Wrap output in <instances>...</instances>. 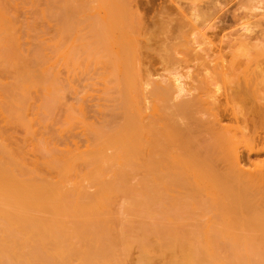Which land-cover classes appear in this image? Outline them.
Wrapping results in <instances>:
<instances>
[{
	"label": "bare ground",
	"instance_id": "6f19581e",
	"mask_svg": "<svg viewBox=\"0 0 264 264\" xmlns=\"http://www.w3.org/2000/svg\"><path fill=\"white\" fill-rule=\"evenodd\" d=\"M2 2L3 1L0 0V56H4V58H6L8 61H9V58L5 56H8V57L12 56L10 58L11 62L9 61V63L10 64L12 63L13 66L8 65V63L6 64L10 67H15L17 65L14 66V64L16 63L13 62L14 59L12 58L14 55L11 53H16V54L19 53L17 54L19 55L18 57L21 56V53H20L22 51V49H20L21 40H20L17 30L15 29L16 23H14L12 19L10 18V16H8L7 14L8 12H6V9L4 5L2 4ZM178 3L179 4H177L173 8L171 7L165 8L163 10V14L166 16L168 20V24L170 23L176 24L179 27L182 25V27H180L181 29H183L185 25H187L188 28L190 25H193V27L196 28V25L199 24V20H200V25L199 26L197 25L199 28L201 24L209 23L208 21L205 22L206 21L205 19L207 18L209 19V17L212 18L214 15H216V13L212 15L213 14L212 12H211L212 14H210L209 13L210 8H205L201 6L200 3L189 4L191 5L190 7L183 5L184 3L182 2L181 3L178 2ZM249 3L256 4V6L254 5L255 11H262L264 9L262 7L264 6V0H249ZM98 5H99L100 15L102 18L101 20L96 19L97 15L95 14L98 13L96 10L97 7L94 8L95 9L93 12L94 14L90 12V14L88 13L89 15L87 17L86 15H83V13L87 14L86 13L87 11H85L86 9L84 7V4L81 3L80 0H69L68 4L64 8L60 9V11L56 14V16H57V20H60L59 23L61 24V29H59L60 30L59 33L61 35V38H63V40L64 38L69 39L72 33L74 32L78 33V26H80V20L82 19V17H85V19L87 20L90 18L91 20L93 19L92 21L88 20L89 22L91 21L90 24L88 23L90 26V29H89L90 35L88 39L89 42L87 43V45L85 44L81 45V47L85 50L86 55L88 57L89 55H91V59H95V61L97 60L96 62L98 63L103 61V59L105 58L104 61L101 63L105 62L104 64L110 69L108 72V76L106 75V77L108 80H112L113 83H111L112 85L108 87V90L117 92V96L112 99L114 102L113 103L114 106H112V108H114L113 113L111 110L112 118L111 120L108 119L109 121L107 120V123L105 125H101L102 127L100 126L95 127L94 125V127L92 128V134H90V137H89V143L87 147L85 149H82L83 151L80 150L81 148L80 149L77 148V152H76L77 154H74L73 156L72 155L62 156L60 154L61 156L58 155L57 157V156H53L54 152L50 153V150L49 151L47 149L45 150V152L48 151L50 154H52V156L49 157L48 155V158L45 159L46 157L45 155L44 161L43 159L41 160L44 165L52 167V169L54 168L57 170V172L60 173L57 180L54 178V180L56 181L50 180V178L54 176L52 177L49 176L48 178V176L44 174V172L46 171L45 167H44L45 171L43 172L45 178L43 177L40 180L37 179L36 178L37 172H35V170L37 171L39 170L36 169L37 167L35 168V165H36V162L38 164V160L33 162L32 165L29 164V162H26L24 159L26 157L24 154L26 150L25 148L23 152L24 158H21L20 160V162L21 161L23 162L20 163L18 161L19 159L18 156L19 157L21 156L18 155L19 154L17 152L18 149L17 151H15L12 148L14 150L13 153L14 152L18 153V154L16 153L17 154V159H16V157H14L15 153L13 154L11 152L12 149L11 150L9 149L11 146L9 145V147H7V145L5 144V143L8 144L10 142V138H8L7 136L6 138L5 133L3 132L4 133L3 137L5 139H8V141L5 143H3L2 141H1L2 143L0 142V264H124L125 263L124 259H122L121 256L115 255V253L121 255L120 254L121 250L118 253L119 249L117 248L122 249L121 246H119L120 244L117 243L118 245H116L115 241L116 240L122 241L121 243L124 244V246H122L124 249L126 244H128L129 242L131 244L132 236L131 237L129 236L130 238L128 239L130 240H128L126 236L130 232L125 233L126 236L123 237L121 235L122 233L121 230L117 231V236H116V232L115 234H113L114 236L111 234V230L114 229L112 227L113 217H115L114 219H116V217L118 218L119 214L123 215L122 214L123 211L115 213L113 209V204H114L113 202L115 201V198L118 197L117 194H119V196H123L124 194V197L126 198L127 196L128 198L129 196L125 194L129 193L130 199L133 198V201H134V202L132 201V204L134 205L137 202H139L137 206L141 204L143 205V208H144V210H142L141 205H139V207L141 208V209L139 208V210H141L139 211L137 208H134V206L131 207L132 206V205L130 206L131 201L130 199L129 200L127 199L128 200L127 202L130 201L129 204H127V206L130 207L129 209L133 208L134 210L136 209V211H134V213L132 211L131 213H128L127 209L124 210L126 211V213L124 212V216L127 215V218L125 217V219H128L127 222H129L128 224H130V228L128 227L129 225L126 224L127 225L126 226L124 223H122V225L123 224L125 225L124 227L121 226L122 230L125 227L126 229H132V230L134 229V224H136L135 222L137 220L136 219H135L136 221L134 219L131 220L132 216L133 218H138L140 215L141 216L140 220L141 219L143 220V217H142L144 215L143 213H147L146 214L147 216L145 215L147 219L148 213L151 212V210L155 212L156 209H157V211L155 212L156 214H154V212L152 213L156 217L152 215L150 218L153 217V222L155 224L156 223H159V224L155 225L152 222H151L152 224H150V221L148 223L146 222L145 224L144 222L142 223V225H148V226L153 225V226L148 227L146 230L142 229L143 232L149 231V234H150L152 231V234L150 235H153V237L155 235V238L159 237L161 239H165V237L168 236L169 232L171 234L173 231L175 232V230L177 229L182 230L185 227L188 228L187 226H189L188 225L189 223L186 222L187 225L184 223L185 219L187 220L189 218L187 217L188 214L184 218L183 216H181V215L185 216L186 213L183 214V212H186L188 209L184 211L182 210L180 211V209L178 210L179 207L177 205H174L175 202L173 203V201H175L176 199L174 200L173 199L174 197L167 198V196H169L171 192L173 193L174 190H176L175 188H177L176 191H178L179 189L183 187L186 188L187 186H190L191 180H194L197 183V185L200 184L198 182L204 183V181L201 180L202 177H201L200 170L195 169V167L197 166L196 162L195 161L192 162V159H191V156L195 153V150L192 149L191 147L192 125H197L198 123L202 121L201 120L202 118L199 117L200 115H197V114H207L208 113L210 117L214 118V122L216 121L217 123L219 122L218 116H222V117L225 116V111L228 112V107L232 106L231 102H233V99L234 101L237 100L239 102L237 103L240 105L242 104L247 105L245 102H247L248 97L250 95L251 96L254 95V94H250L251 91H252L251 93L254 92L253 89L251 90L249 87H245V89L237 92L236 94L229 96L230 98L228 97V99L231 101L227 99V104L225 106V109L223 112H221L220 111L221 105H218L216 101H214L213 104H210V103H206L201 98H197V97H194L188 101H182L176 104H172L173 102L171 100L170 90L168 88H161L160 86H158L156 87L155 95H156L157 100L160 102V104L156 105L150 112L147 111L146 109L142 107L141 90L138 85V71H137V68L135 67L138 62V55H137L136 47L134 44L135 39H134L133 33H134V30L136 29L135 26L138 25L136 23L140 19L136 17L135 15L125 16L122 14H117L114 10L110 8V6H108L105 2H103V0H98ZM87 8H90V7H87ZM203 20L205 21L203 22ZM188 21H191L190 22L191 24ZM201 21L203 23H201ZM195 22H197L196 25H194ZM205 24H203V26ZM213 25L211 24L210 26L212 30L213 29L215 30V28L218 29L217 27L218 24H215L214 26ZM80 31L81 29L79 30V32ZM79 38H82V37H79ZM76 40H77V36L74 42H77ZM114 45L117 46L116 47L117 51L115 50V47H113ZM72 46L75 47V49L72 48ZM72 46L69 47V48H72V49H69V51L71 52L72 50L74 51L73 54H76L78 46H75V45H72ZM59 49L61 51L62 46H60ZM102 51L105 52L104 58L102 55ZM36 54L40 55L41 52H39V54L36 52ZM36 54L34 53L33 55L36 56ZM24 55H22L21 58L24 57ZM71 56L73 57L74 55H71ZM4 58H1L0 61H2V59L4 60ZM14 58L17 59L18 61L17 56ZM65 58L69 59V56L67 57L65 56ZM40 60L42 59L40 58L38 62ZM6 61H4V63L2 61V63H0V66L2 64L4 65ZM19 61H21V59H19ZM26 61L27 63H29L32 60L29 61L25 59V61L23 62H26ZM76 61L77 60L74 59L72 62H74L76 65L78 64ZM23 62L21 63L24 65H21V63L19 62V65L17 67L20 68L21 66L24 67L25 65H28ZM45 64H47V62H45ZM30 65L33 66L32 69L34 68L33 72H32L31 67L25 68V70L24 68L22 69L21 67V69L25 72L28 71L26 75L29 77V74H30L31 79L36 78L32 76L33 75L32 73L35 72L37 68V67L35 68V66L37 65H35V63H30ZM42 65L43 64L41 62V64H38V67ZM47 65H45V67ZM45 67L42 66L41 69L42 68L45 69ZM16 68L15 70H17ZM26 69L28 70L26 71ZM41 69L40 70L38 69V71L36 70L35 72L36 74L34 73V75L38 76L39 71H41ZM3 70H6V68ZM46 70L47 69H45V72ZM14 72H15V76L19 75L17 72L20 73V71H13V73ZM25 72L23 73L25 74ZM47 73L49 74L48 71L46 72V74ZM44 74L45 73H43V75ZM22 75H20V77ZM17 76L15 77V80H14L16 85L15 83H13L14 85L13 84L12 85H13V88L17 86L21 90L22 85L18 81L19 76L18 77ZM52 76L54 75H51L50 77L55 80L56 78ZM45 77L46 76H44V78ZM22 78L20 79V81L22 80L21 83L24 81V79H26L25 75L22 76ZM39 78H41L40 81H42L43 76L41 77L39 76ZM53 79H50L51 81H45L46 83H44L43 82L44 80H43L42 83L44 85L50 84V82H52ZM16 80L18 82H16ZM29 80L26 81V83L28 82L30 83L31 80L30 81ZM33 80L35 79H32L33 84L32 83L29 84L32 86L28 85V87H31L30 90L33 89V86L35 84L37 85L38 83H40L39 80H37V82L35 80L36 83ZM24 83L25 82L22 83L24 85L23 89L27 87L25 86L27 84L26 83L24 84ZM42 83H40V86L42 85L45 91L46 86L44 87ZM55 83L56 84H54V86H58L56 81ZM52 85L53 83L50 84V87ZM40 86L39 84L37 85V87H40ZM28 87L25 88L23 91L24 93L26 91L27 95L29 93L27 91ZM4 89H5V86L3 87V90ZM7 89L8 88H6L5 90ZM16 89H14L15 91H13L12 93L18 91ZM34 89H36V86ZM58 89H62L61 86L58 87ZM11 90H7V91H11ZM20 90L18 91L17 94H19ZM52 90H53V95L56 98L57 97L56 94L58 93V91L55 93L54 89L52 88L50 89V92L48 95H51ZM7 91H3V92H7ZM238 93H240V95H238ZM53 95H51L52 99L56 100L53 97ZM255 95H258L257 92H255ZM0 96H3V94L2 95L0 94ZM25 96L26 95H23V97ZM109 96H111V94H109ZM12 97L10 98L11 100L13 101L16 100V99H13ZM14 97L16 98L15 93H14ZM20 97H22V92L20 93L18 98ZM29 98H26V99H28L29 101ZM59 98L61 97H58L57 99ZM257 99H259V97H257ZM239 100L241 101V103ZM244 100L246 101L244 102ZM30 101H31V98H30ZM17 102L18 100H16V102L14 101V105H16ZM57 102L58 100H56V102L51 100V103L53 104L54 103L56 104ZM229 102L231 103V105ZM21 103H18L17 106L20 107ZM237 103L235 102L233 104V107H235ZM10 104L12 105V103ZM28 104L29 103H27V105ZM47 104L48 103H46L45 105ZM249 104L250 103H248L247 105L248 108H245L243 106L244 109L242 110L240 109V107H237L239 111L231 107L230 112L236 118H238V115H241L243 117H247L248 115H250L249 119L259 117L261 118L262 121H264V100L262 102H256L254 104L251 103V105ZM27 105L26 106L23 105V106L29 107V105L28 106ZM59 105L56 104L55 107ZM9 106L10 105H8V107ZM80 107H83V106H80ZM44 108L42 107V109ZM50 109L51 107L49 108V111ZM82 109L83 108H81V111ZM10 110H13V108H11ZM0 111H1V108H0ZM22 111L24 110L22 109ZM25 111L24 113H28V111L26 112ZM243 111H245L246 113H244ZM72 114L70 115V117H72ZM2 115H5V114H2ZM49 115L52 116L51 114ZM22 116L23 115H21L20 119L22 118ZM26 118L27 117H25L24 120L23 119L20 120L19 118L18 119L22 122L23 121L26 122L25 121ZM28 118H30L29 115H28ZM47 119H50V118H47ZM66 120L68 122V119ZM75 120L76 119L74 117L73 121ZM216 123H214V125H217ZM25 124L23 125L26 126ZM9 125L10 126L13 125V122L12 124H10V121H9ZM19 125L20 124H18V126ZM69 125L66 124V126L68 127ZM244 125H245L244 128H246V130L248 129L252 130L253 128L252 131L250 130L253 138L251 139V143L247 145L246 152H236V149H233V148L232 150H229L230 146L228 143H231L234 139L231 140V138H233L232 136L227 138L225 134H227V132L228 134L231 132L230 135H233L232 129L230 130L229 128H225V127L224 128L227 130L222 129V127L220 128L217 127L218 128L217 129L215 126L214 127L216 129L213 127H210L208 129L213 135H215L214 142L208 146V150L211 153V155L205 158L203 162H198L197 164L201 165L200 168L204 167L205 169L206 168L209 169L208 171L206 170L209 175L208 177H210V181L215 185V188L218 187L217 190L220 192L217 194L216 200L220 202L222 211L210 216L207 219V221L202 224L204 225L202 227V230L205 229V231H203L204 234L201 233L203 234L202 236L199 233V237L197 235L200 245H199V242H197V239L194 235L192 236V238H190L189 235L187 237L186 232H182V233H185L184 236H186V238L184 236L183 237L181 236L182 238H180V236L178 237L174 236V235H179L177 233L179 231H177L176 233H173L174 234L173 238L168 237L170 238V240L167 238L166 239L167 241L166 240L162 241L164 243H160L158 241L160 243V244L157 243L158 245L161 246L162 244L163 248L165 246L166 249H163L161 247L165 254H167L165 250L166 251L170 250L171 252L176 253L174 254V256L177 254L179 256V259L170 260L167 262V264H264V196L260 200H257L255 205H253L248 211L238 206L240 204V201H239L238 203H235L234 205L235 207H231V210H230L232 211L231 214H228V213L226 214L223 212V209L225 206L224 198L227 196L228 187L232 185L239 187L241 184L248 183L252 180L264 181V167L263 166H262L263 169L262 167L261 168L258 167L257 170L253 173L250 171L247 172L244 169L239 168L240 164L243 161L246 163H253L254 162L253 158L255 156H260L261 153L264 152V133L260 134L259 131L256 132L257 129L254 123L252 122V120H251V123H249L248 120L245 121ZM29 126L27 127L29 128ZM22 128H25V127H22ZM34 128L35 127H33L32 129ZM63 129H65V127ZM34 131L35 130H33V132ZM33 132H32V136L33 134H35ZM0 138H1V135H0ZM5 139L3 141H6ZM34 146H33V149H34ZM36 146H37V143H36ZM44 149H45V145H44ZM44 149L42 148V150ZM228 153L229 154L232 153L231 156L235 155L233 156V158H234V161L238 163L237 165L238 169H235V168L233 169L232 167L230 172L225 173L224 170H227V169L230 170V166H228V164L231 160V156H228L229 155ZM24 163H27L29 165L27 164L25 165ZM79 165L85 168L84 174L86 175L89 182L88 180H85V178L84 180L83 179L82 180L85 182H88L92 188L87 187L89 186L88 183H84V182L82 183V180H79L78 175H77L78 176L77 181L76 179L74 180L72 179L73 176L70 175L71 171H74V174L76 173V171H79L77 173H80V175H83V173L81 174V170H80L82 167H80ZM78 167H80L79 170H77ZM137 170L139 171V173H141L140 171H143L145 173L141 175L142 176L141 178H143L144 180H148L147 183L148 182L152 183L151 182L152 180L153 185L155 184L154 188H153V185L151 186L150 184H148L151 186V189L153 188V194L155 193L154 198L156 196L158 198V199L156 198L157 200L155 199V201L159 200V203L160 202L163 203V200H164V205H166L167 202L165 201H168V199L170 198L169 202H172L173 204L171 207L175 206L174 209L176 210V212L177 210L178 212L180 211L177 214L180 215L181 213L180 216L184 220H181L180 216H178L177 214H175L176 215L175 216L174 215L175 211L171 207H170L171 209L170 208L169 209L172 210L173 214H171V211L169 213L168 212L169 210H167L168 204L166 205V207H164V205L160 203V206H161L160 208L159 205H157L158 202L154 204L155 203V201L153 202L154 199L152 200V203L151 201L148 202L149 200L148 197L151 196L150 198L152 199L153 194L151 195L152 192L150 191L151 190L150 186H148L144 181H143V184L145 183V185L143 184L142 185L145 189L148 186L146 189L147 193L146 191H144V188L141 187L142 179H139L141 180V183L138 182V184L140 183L139 185L136 183L133 186L131 185V183H129V181L135 177V174L139 175L136 172L135 174L133 173V171H137ZM41 171H43L42 168H41ZM82 171H83V168H82ZM51 174L52 172L50 173V175ZM53 175H56V174L54 173ZM191 175H193V178H191ZM69 176H71L70 178L74 182L70 181ZM55 177H57V175ZM126 183H128L130 187L133 188L132 190L136 188L135 189L136 192L131 191L130 187H129L130 189L128 187L125 189L122 188L121 190L119 189L118 187L119 185L120 186L125 185ZM84 184H86V186ZM128 184L127 186H129ZM138 186L141 190H139V192L137 193ZM87 188H91V189L94 188L93 189L94 192L88 191ZM123 189L124 191L122 192V195H121V191ZM125 190L127 192H125ZM166 191H168V193L170 192L169 195L168 193L165 195L167 199L164 196ZM131 192L133 194H131ZM141 192L143 195L141 194ZM111 193L113 194L115 193L114 195L116 196H114ZM134 193H136L137 195L136 194L134 195ZM139 193L141 194L142 199L144 196H147V197H144L145 198L144 200H146L147 198L148 203L146 201L140 203L141 198H140ZM110 194L114 196V197L112 196L111 198L112 200L110 199ZM147 194L148 195L150 194V195L148 196ZM134 196L136 199L138 198L139 201L135 200ZM187 199L185 203L187 202V204H189ZM182 200L184 201L183 198ZM182 200L180 201L182 202ZM145 202L147 203L146 205H145ZM181 202H176V204L179 203L180 204L179 206H181L182 208L187 206L185 205L184 202H182L183 204H181ZM199 203L202 205V208L203 206H206L203 202L201 203V201ZM149 204L150 206L151 204L156 205V206H154L155 208L151 206L152 207L151 208ZM147 205L150 207V211L148 209L149 207L146 208ZM108 206H109V209L112 208L113 211L112 209L111 211H108ZM157 207L159 208V210ZM160 210L163 211L161 212L162 216L159 214L158 216L159 217L164 216L162 218L163 220L165 218V221H166V218L167 217L170 218L171 216L172 221L176 220V223L178 222L176 225L175 222L170 221V219L168 218L169 221L167 219L166 225L172 226L174 224L173 226L177 229H173V226L166 227V226L160 225V224L165 225V222L162 221L161 218L160 219L162 223L157 222L159 219V217L157 216V213L158 212L160 213ZM137 211H139L138 214L136 213L138 217L135 214V212ZM129 214H131L130 215L131 218H129L130 217ZM133 214H135L136 217H134ZM166 214H167V217H165ZM168 214H171V215H168ZM150 215L151 214H149V216ZM172 216H174L175 220ZM177 217H179V220ZM130 220L132 222L134 221V223L132 224L133 228H131L132 225L130 223L131 222ZM168 222L169 223L171 222V224H169ZM118 223H119V220H118ZM137 223H138L137 225L141 224L140 221H137ZM196 223L200 224L199 221ZM181 224L186 225V226L181 228L180 227ZM115 225L117 226L118 224L115 223ZM196 226H197V229L201 228L200 227L201 224L200 225L197 224ZM119 227L117 226L115 227V229L117 228L119 229ZM135 227H136L135 228L136 230L138 226L135 225ZM155 229L156 230L158 229L157 230L158 233L157 232L156 233L157 235H160V236L156 237ZM166 230L168 231L167 234H165ZM169 230H172V231H169ZM146 236H148V234ZM138 237H137V240L140 239V235ZM134 238L136 239V236ZM126 240H128L129 242ZM133 240L134 239L132 238V241ZM143 240H145V237L142 238V240L140 241L143 242ZM143 243H146L147 246L148 244L149 245L151 244L149 240L148 242L146 240V242H143ZM130 244L129 246H126L127 251L129 250ZM151 245L152 246L150 248L152 249L154 248L153 245L156 246L155 244H151ZM115 246H117V248H115ZM137 246H140L139 248H141V246L145 247V244H140ZM123 249L122 251L125 250ZM157 249H159V247L156 248V250ZM146 250H148V248H146ZM151 251L149 250L148 252H151ZM125 252L122 254H125ZM163 252L162 254L160 253V255H164ZM173 253H170V255H173ZM168 255L169 254L166 255V258H168ZM128 256L129 255L127 254L126 257ZM145 256L149 259L148 254H146ZM146 263L148 264V260H146ZM154 263L155 262H153V264Z\"/></svg>",
	"mask_w": 264,
	"mask_h": 264
},
{
	"label": "rangeland",
	"instance_id": "374dc122",
	"mask_svg": "<svg viewBox=\"0 0 264 264\" xmlns=\"http://www.w3.org/2000/svg\"><path fill=\"white\" fill-rule=\"evenodd\" d=\"M1 1H3L2 4L4 5L6 12H8L7 13L8 16H10L12 21L14 23H16L15 29L17 30L18 35H19L20 40H21V43H20L21 48L20 49H22V51H23V52L22 51L20 52L21 56L26 54V55H24L25 59L29 60V61L32 60L29 63H27V61L23 62V61H25V59H24V57L21 58V56L18 57L19 55H17V54H19V53H17V54L11 53L14 55L12 59H14L15 61L13 60V62L16 63V64H14V66L15 65L18 66L19 62L20 63L23 62V63H26L28 65H25L24 67L21 66L22 69L24 68V70H25V68H30V67L32 69L34 64H33V66H31L30 63H35V65H37V66H35V68L37 67L36 70L38 71V69L40 70L42 66L45 67V65L48 64L45 67V69H47L46 72L48 71L50 76L54 75L52 77H55L56 79L54 80L53 78H51L49 76L48 73L46 74L44 68H42L41 71H39L38 76L34 75L36 70L34 73H32L33 69H34L33 68L32 72H31L33 74L32 76L36 77L38 79H36V78H32V79H35L36 82H37V80H39L40 83H42L43 80H44L43 82L46 83L45 81H51L50 79H53V81L50 82V84L53 83V85L50 87V84L44 85L42 83L44 85V87L46 86V89L44 91L43 86L42 85L40 86V83H38L41 88L37 87L38 84L36 85L35 80H33L35 82L33 89L35 88V86H36V89L30 90L31 87H28V85L31 83L33 84V82H32V79L30 78L31 77L30 74L28 73L29 77L26 75V73L28 72L27 71L28 69H26L27 72H25L21 69V67L20 68H18L17 66L10 67V66H13L12 63H11L12 65L9 63L10 58L12 56H9V57L5 56V57L9 58V61L6 58H4V56H0V59L4 58V60L2 59L3 63H4V61L7 60L5 62V64L8 63V65H10V66H8L7 64L6 65L2 64L3 66L2 65L0 66V69H1L0 70V94L1 95L3 94V96H0V108H1V111H0L1 112L0 113V135H1L0 142L2 141L3 143H5L8 141V139H5L3 137L4 133H5V137L7 136L8 138H10V142L8 144L7 143H5V144L7 145V147H9V145L11 146L9 148L10 150L13 148L15 151H17V149H18L17 152L19 154L17 152H14L15 153L14 154L13 149L11 152L14 154V157H16V159H17V154L21 156V157L18 156L19 162H20L21 158H24V154L26 156L24 158L25 161L29 162V164H31V165L33 164V162L38 160V164L36 162V165H35V168L37 167L36 169L39 170V171L35 170V172H37L36 173L37 179L40 180L43 177L45 178V176H44V174H45L48 176V178H49V176L50 177L54 176V177H52L53 179L50 178V180H54V178L57 180L60 173L57 172L56 169H54V168L52 169V167L44 165L41 159H43V161H44L45 155H46V157H45V159H46V158H48V155H49V157L52 156V154H50V153H53V152H54L53 156L58 157V155L59 156H61V155L62 156L63 155H67V156L72 155L73 156L74 154H77L76 153L77 148H79V149L81 148L80 150L83 151L82 149H85L89 143V137H90V134H92V128L94 127V125H95V127H99V126L102 127L101 125H105L107 123V120L108 119L111 120V118H112L111 115L114 111L113 110L114 108H112V106H114L113 105L114 102L112 99L117 96V92L108 90V87H110L112 85L111 83H113V81L108 80L106 77V75L108 76V72L110 70L109 67H107L104 64L105 62L101 63L105 59L104 58L105 52L102 51V55L104 58L103 61L98 63V62H96L97 60L95 61V59H91V55H89V57H88L86 55L85 50L81 47V45H83V44L87 45V43L89 42L88 41L89 35H90L89 24L93 20V19L91 20V18L88 19V20H91L89 22L87 19H85V17H82V19L80 20V26H78V33L77 32H74L75 34L72 33V35L69 39L64 38V40H63V38H61V35L59 33L60 32L59 29H61V24L59 23L60 20H57L56 14L60 11V9L64 8L68 4L69 0H1ZM80 2L84 4V7L86 9L85 11H87L86 12L87 14L83 13V15H86V17H87L90 14V12L93 13L95 10L94 8L97 7L96 10L99 14L97 12H95V13H97V14H95V15H97L96 19L97 20L102 19L101 15H100V11H99L98 0H80ZM103 2H105L108 6H110V8L112 10H114L117 14H122L125 16H127V15L128 16H132V15L134 16L135 15L136 17H138L140 19L139 21H137L136 24H138V25L135 26L136 29L134 30V33H133V36L135 39L134 44H135L136 52L138 55V62H137V65L135 67L137 68V71H138V85H139L140 90H141L142 107L144 109H146L147 111L150 112L156 105L160 104V102L157 100L156 95H155L156 94L155 90H156V87H158V86H160L161 88H168L170 90V96H171V100L173 102L172 104H176V103L182 102V101H188L194 97H197V98H201L203 101H205L206 103H210V104H213L214 101H216L218 103V105H221V109H220L221 112H223L225 109L228 97L233 95V94H236L237 92H239L243 89H245V87H249L251 90L253 89V91H254L253 93H251L252 91L250 92V94H254V95H252V96L250 95L251 97L250 96L248 97L249 100L247 99V102H245L246 100H244V102L247 105H248V103H250L249 105H251V103L254 104L256 102H262L264 100V74H263L264 73V9L262 11H255L254 5L256 6V4L249 3V0H103ZM178 2H180V3L182 2V3H184L183 5L188 6V7L191 6V5H189V4H191L190 2H198L201 4V6H203L205 8H210V12H209L210 14L213 13L212 15H214L216 13V15H214L215 17L213 16L212 18L209 17V19L206 17L208 19V20L205 19L206 21L203 20V22L204 21L209 22V23H206L207 25L201 21V23H203L205 25L203 26V24H201V26L198 28V26L200 25V20H199V24H197V22H195V24H194V25H196V24L198 25V26L196 25V28L193 27V25H190L192 27L189 26V28L187 27V25H185V27H183V29H181L180 27H182V25L179 27L176 24H172V23L168 24V20H167L166 16L163 14V10L165 8H167V7L173 8L177 4H179ZM87 7H90V8H87ZM262 7L264 8V6H262ZM14 18H15V20H14ZM217 18H218V20H217ZM219 19H221V20H219ZM82 20H84V21H82ZM84 22H86V23H84ZM188 22L190 23L191 21H188ZM82 24L85 26V28ZM211 24L212 25L218 24L217 25L218 29L215 28V30L214 29L212 30L210 27ZM83 28H84V30H83ZM80 29H81V31L79 32ZM77 34H79V35H77ZM76 36H77V40H76L77 42H74ZM79 37H82L83 39L79 38ZM81 40L82 41L85 40V41L82 42ZM60 44H62V45H60ZM59 45L62 46L61 51L59 49V47H60ZM72 45L78 46L76 54H73L74 51H72V50H71L72 54L69 51V49H72V48L75 49V47H73ZM71 46H72V48H69ZM113 47H115V50L117 51V48H116L117 46L114 45ZM57 49H58V51H57ZM38 51L41 52V54H40L41 57H40V55L36 54V52L39 54ZM34 53L36 54V56L33 55ZM67 54H69V55H67ZM71 55H74L75 58H74V56L72 57ZM16 56L18 58V61H17V59L14 58ZM29 56H31V57H29ZM43 56H45L47 58V60ZM65 56L66 57L69 56V59H66ZM76 56L79 58H77ZM35 57H37L38 59ZM40 58L42 60H40L38 62V60ZM72 58L77 60L76 62L78 64L75 65V63H74L75 61L72 62L74 60ZM92 58H93V56H92ZM19 59H21V61H19ZM78 60H80V61H78ZM2 61H0V63H2ZM41 62L43 65L38 67V64H41ZM45 62H47V64H45ZM21 65H24V64L21 63ZM5 68H6V70H3ZM15 68L17 70H15ZM12 70L13 71H20V73L22 72L21 74L19 72H17L19 74L18 75L19 77L16 75L19 78L18 81L22 85L21 86L22 89L24 86L22 83L23 82L26 83V81H28L29 79L31 80L30 83L28 82V83H26L27 85H25L28 87V90L27 89L26 90L30 93V94L28 93L29 96L27 95L26 91H25L26 94L23 92L24 89L27 87H25L23 90L21 89L22 91L17 86H15L13 88V85H14L13 83H15L14 80H15L16 76H15V72L13 73ZM23 72H25V74ZM43 73H45V74L43 75ZM20 75H22V76L25 75V78L27 76V78L24 79V81L22 83H21L22 80L20 81L22 76L20 77ZM39 76L40 77L43 76L42 81H40L41 78H39ZM44 76H46V77L44 78ZM18 81L16 80V82H18ZM55 81L57 82L58 86H54V84H56ZM9 85H11V86H9ZM15 85H16V83H15ZM2 86L3 87L5 86V89L8 88L7 90H11V89H13V90H11V91H7L5 89L3 90ZM29 86H32V85H29ZM53 86H54V88H53ZM60 86L62 89H58V87H60ZM51 88L54 89L55 93L58 91V93L56 94V96H57L56 98L53 95V90L51 93V95H53V97L56 100H58V102L56 104H58V105L60 104L57 107H55L56 106L55 103H54L55 105L53 103H51V100H53L55 102H56V100L52 99L51 95H48ZM14 89H16L18 91L20 90L19 94H17L18 91L14 92L16 95V98L14 97V93H12L13 91H15ZM59 90H61V91H59ZM3 91H7V92H3ZM21 92H22V97H20V98H21V100L23 99L22 101L20 100V98H18ZM255 92H257L258 95H255ZM4 93H5V95H4ZM107 93H108V95H107ZM60 94H61V96H60ZM109 94H111V96H109ZM23 95H26L25 96L26 98L30 97L31 101H30V98L28 101V99L23 97ZM238 95H240V93H238ZM11 97L13 99L18 100L17 104L22 102L21 103L22 107L20 105H19L20 107H18L16 103H15L16 105H14V101L16 102V100H14V101L11 100L10 99ZM58 97H61L62 99L61 98L57 99ZM257 97H259V99H257ZM229 101H231V100H229ZM25 102H26V104H25ZM30 102L32 105L30 104ZM235 102L237 103L238 101L237 100L234 101V99H233V102H231L232 103L231 107L234 109H237L238 111H239V109L237 107H240L241 110L244 109V107L248 108V106L245 104L244 105L238 104L239 102L235 105V107H233V104ZM10 103H12V105H14V106H12ZM27 103H29L28 104L29 107H25L27 105ZM46 103H48L47 105L49 107L47 105H45ZM231 103H230V105H231ZM240 103H241V101H240ZM8 105H10V106L8 107ZM23 105H25V106H23ZM53 105H54V107H53ZM237 105H239V106H237ZM80 106H83V107H80ZM14 107H16V108H14ZM42 107L43 108L45 107V108L42 109ZM50 107L52 110L50 109V111H49ZM231 107H228V112L225 111L224 117L218 116L219 122H217V123H216V121L214 122V118L210 117L209 114L207 113V114H197V115H200L199 117L202 118L201 119L202 121L200 123H198L197 125H192L191 147H192V149L195 150V153L191 156V159H192V162L193 161L196 162L197 166L195 167V169L200 170L201 177H202L201 180H203L204 183L198 182L200 184L197 185V183L194 180H191L190 181L191 185L187 186L186 188L183 187L185 189L181 188L178 191H176L177 188H175L176 190L173 189L174 192L173 193L171 192V194H170L171 196L169 195L170 192L168 193L169 190L166 191L164 194V196H165L168 193L169 196H167V198L168 197H170V198L174 197L173 198L174 200L175 199L178 200V201H176V200L173 201V203L175 202L174 205H177L179 207L178 210L180 209V211L181 210L184 211V210L188 209L187 210L188 212L187 211L183 212V214L186 213L185 216L181 215V213H180V215L183 216V218L186 217L187 214L189 215V216L187 215V217H189V218L187 220L185 219V222H184L185 224H186V222L189 223L188 224L189 226H187L188 228L185 227L187 224L186 225L181 224L180 227L181 228L185 227V228L182 230L181 229L179 230V229L175 228L173 226L174 224L172 223L173 229H177V230H175V232L173 231L171 234L169 232L168 236L166 235L167 237H165V239H161V238L157 237V236H160V235H157L158 229L157 230L155 229L156 230L155 233L157 232L156 233L157 238H155V235H154V237H153V235H150V234H152V231L149 234V231L143 232V230H142V229L146 230L148 227H151L153 225H150V226L142 225V223L145 222V224H146V222L148 223L150 221V224H152V223L155 224L153 222V217L152 218H150V217L152 215L156 214L155 212L157 211V209L155 210V212L152 210H151V212H149V211H150L151 206H153V208H155L154 206H156V205L151 204V206H150V204H149L150 207L147 205L146 208L149 207L148 208L149 211H147V212H149L148 218L146 219L147 213H143V211H142V213L144 214V215L142 214L143 220L142 219L140 220L141 216L139 215V217H138L137 214L139 211H141V210H139V208H140L139 205H141V204H139L137 206V204L139 203V202H137L136 204L133 205L132 204L133 198L130 199L129 193L125 194V195L129 196L128 198H127V196L125 198L124 194H123V196H119V194H117V192H116L118 197L115 198V201L113 202L114 204L112 203L113 209H114L115 213L123 211L122 212L123 215L119 214L120 216L118 215V218L116 217V219H114L115 217H113L112 227L114 229L111 230V234L113 235L116 232V236H117V231L121 230V232H122L121 235L123 237L126 236L125 233L130 232L126 236L127 239L130 238L131 236L134 239L132 241V238H131V244L128 241L130 239L126 240L129 242V243L126 242V243H128V244H126V246H129V244H130L128 251L126 250V246L124 247L125 250L123 249L122 246H124V244L121 243L122 241H120V240L115 241L116 245L120 244L119 246H121V248L124 250V251H122V249L117 248V246H115V248L119 249L118 253L121 250V252H120L121 255H119L117 253H115V255L121 256L122 259H124V262H125L124 264H147L146 260H148V264L149 263L153 264V262H155L154 264H163V263L167 264V262L170 260L179 259L178 254L174 256V254H176V253H173L170 250H168V251L165 250V252L169 255H170V253H173V255H170V256L168 255V258H166L167 254H165L163 252L162 244H161V246L158 244L164 243L162 241H165L168 237L173 238V235H174L173 233H176L177 231H179V232H177L179 235H174V236H176V237L180 236V238H182L185 235V233H182V232H186L187 237L189 235V237L192 238V236L194 235L197 239V242H199V239H198L199 233L204 234L203 231H205V229L202 230V227L204 226L202 224L205 223L210 216L222 211V207H221L220 202H218V200H216L217 194L220 192L217 190L218 187L215 188V185L210 181V177H208L209 175H208L207 171L209 169L208 168L205 169L204 167L200 168L201 165L197 164L198 162H203V160L205 158H207L211 155V153L208 150V146L214 142V140H215L214 136L215 135H213L208 129L210 127H213V128L222 127V129H224V130H227L225 128H229L230 130L232 129L233 135H230L231 132L229 134L227 132V134H225V135L227 138H229L230 136L233 137V138H231V140L232 139H234V140L232 142L230 141L231 143H228L230 146L229 150H232V148H233V149H236V152H246L247 145L251 143V139L253 138L252 133L250 132L251 129L246 130V128H244V126H245L244 122L245 121L248 120V122L251 123V120H252V122L254 123V125L257 129L256 132L259 131L260 134L264 133V121H262L261 118L255 117V118L249 119L250 115H248L247 117H243L241 115H238V118H236L230 112ZM8 108H9V110H8ZM11 108H13V110H10ZM81 108H83L82 111H81ZM22 109L24 111L26 109V111H28V113H24V111H22ZM53 109H54V111H53ZM30 110H32V111H30ZM111 110H112V113H111ZM43 111L46 113H44ZM52 112H54V113H52ZM70 112H71V114L73 112L72 117H70V115H71ZM215 112H217V111H215ZM243 112L246 113L245 111H243ZM42 113H44V114H42ZM2 114H5V115H2ZM15 114L17 115V117ZM19 114H20V116H19ZM45 114H46V116H45ZM49 114H51L52 116H50ZM68 114H70V115H68ZM21 115H23L24 117L22 116V118L20 119ZM28 115L30 116L31 120H30V118H28ZM67 115L70 117V119ZM73 116L76 119L75 121H73V119H74ZM76 116H77L78 120H77ZM25 117H27L25 119L26 122L28 120H30L27 122L29 124H27L24 121L23 122L20 121L22 119L24 120ZM4 118H5V120H4ZM47 118H50V119H47ZM66 119H68V122ZM9 121H10V124H12V122H13V125L10 126ZM47 121H49V122H47ZM21 122H22V124H21ZM42 123H44V124H42ZM69 123H70V125H69ZM214 123H216L217 125H214ZM18 124H20V125L18 126ZM23 124H25L26 126H24ZM66 124L69 125V127L66 126ZM27 126H29V128ZM22 127H25V128H22ZM33 127H35V128L32 129ZM64 127L66 130L63 129ZM26 128H28V129H26ZM26 130H27V132H26ZM31 130H32V132H33V130H35L33 132V133H35V134H33V136H32ZM252 130H253V128H252ZM29 132H30V134H29ZM234 133H235V135H234ZM4 139L6 141H3ZM36 143H37V146H36ZM46 144L48 147L46 146ZM44 145H45V149H44ZM33 146H34V149H33ZM39 146L40 147L43 146L42 148L44 150H42V148H40ZM19 147H20V149H19ZM36 147H38L39 149ZM25 148H26V150H25V153L23 154ZM46 149L48 151L50 150V153L48 151L45 152ZM66 150H68L69 152ZM70 150H71V152H70ZM37 151H38V153H37ZM55 151H57V152H55ZM227 152H228V150H227ZM230 152H232V151H230ZM21 154H23V155H21ZM231 154H229L228 156H231ZM40 155H41V157H40ZM233 156H235V155H233ZM233 156H231V160L228 164V166H230V170H228V169L224 170L225 173L230 172L232 167H233V169L234 168L238 169V166H237L238 163H236L234 161ZM253 161H254L253 163H246L243 161L240 164L239 168H242L247 172L250 171L253 173L257 170L258 167H260V168L262 166L264 167V152H262L260 156H255L253 158ZM22 162L23 161H21L20 163H22ZM24 164L26 165L27 163H24ZM29 164H27V165H29ZM79 166L82 167L81 165H79ZM44 167L46 168L45 169L46 171L44 170ZM48 167H49V169H48ZM80 167H78L77 170H79ZM263 167H262V169H263ZM41 168L43 169V171H41ZM82 168H83V171H82ZM82 168L80 170H81V174L83 173V175H80V173H77L79 171H76L75 174H74V171H71L70 175L73 176L72 177L73 180L76 179V181H77L78 176H79V180H82V179L84 180V178H85V180H88L86 175L84 174L85 168L84 167H82ZM43 172H44V174H43ZM51 172H52V174L50 175ZM135 172L139 175H136ZM140 172L141 173H139L138 170L133 171V173L135 174V177L133 176L134 178H132L129 181V183H131V185L134 186L136 183L138 184V182L141 183V180H139V179H142V183H141L142 188H144L143 185H145V183L147 185L150 184L152 186L153 181L151 180L152 183H149V182L147 183L148 180H144L143 178H141L142 177L141 175H143L145 173L143 171H140ZM39 173L41 176L39 175ZM54 173L57 175V177H55L56 175H53ZM74 175H76V176H74ZM71 176H69V178ZM38 177H40V178H38ZM48 178H46V179H48ZM191 178H193V175H191ZM72 179L70 178V181L74 182V181H72ZM56 180H54V181H56ZM83 180H82V183L83 182L84 183L89 182V180H88V182H85ZM143 181L145 182L144 184H143ZM127 184L128 183H126L125 185H121V186L119 185L118 187L120 190L122 188H124V189L127 187L129 188L130 185L128 184L129 186H127ZM84 185L86 186V184H84ZM150 185H148V186H150ZM151 186H150V189H151ZM154 186H155V184L153 185V188H154ZM87 187H91L90 184ZM136 187H137V185H136ZM147 187H146V189H147ZM91 188H87V190L92 192L93 189L95 188V186L93 189H91ZM153 188L150 190L152 192L151 195L153 194ZM124 189L121 191V195H122V192L124 191ZM132 189L133 188H131V191L136 192L135 191L136 188H134V190H132ZM146 189L144 188V191H146ZM139 190H141V189L138 186L137 193L139 192ZM235 190H236V192H235ZM125 192H127V191L125 190ZM142 192H141V194H142ZM118 193H119V191H118ZM146 193H147V191H146ZM148 193H150V192H148ZM111 194H113V193H111ZM111 194H110V199L112 198V196L115 193L113 195H111ZM131 194H133V193L131 192ZM135 194L136 193H134V195ZM141 194H140V198L142 197ZM154 194L152 195L153 196L152 199L150 198L151 196H149L150 194L149 195L147 194L149 196L148 202L151 201V203H152L153 199H154L153 202L155 201L157 196L154 198ZM114 196H116V195H114ZM263 196H264V181L252 180L248 183L241 184L239 187L232 185V186L228 187L227 196L224 198L225 206H224L223 212L226 214L227 213L231 214V212H232V211H230L231 207H235L234 206L235 203H238L239 201H240V204L238 206L241 207L242 209L248 211L253 205H255L257 200H260ZM144 197H147V196H144ZM144 197H143V199L141 198V200H143V201L140 200V203L144 202V201L147 202V198H146V200H144L145 199ZM134 198H135V196H134ZM165 198H166V196H165ZM182 198L184 199V201L182 200ZM127 199L128 200L130 199V201H131L130 206L132 205L131 207L134 206V208H137L139 210V211L135 212V214L137 213L136 215L138 218H133V216L131 218V216H130L131 214H129V216H130L129 218H131V220L136 219L137 221L141 222V224H140L141 226H140V225H137L138 223L135 220L136 224H134L133 230L132 229H126V227L122 230V227H121V226L124 227L127 224V225H129L128 227L130 228V224H128L129 222H127L128 219H125V217L127 218V215L125 214L126 216H124V212L126 213V211H124V210L127 209L128 213H131V211L134 213V211H136V209L134 210L133 208L129 209L130 207H128L127 204H129L130 201L127 202L128 201ZM169 199H168V201H165L168 204V207H167L168 209L166 208L167 210H169L168 212L170 213V211H171V214H173L172 210H170L172 208L175 211L174 215L179 213L180 211L178 212V210H177V212H176V210L174 209L175 206L171 207L173 204H172V202H169ZM179 199L182 200V202H184V203H185L186 199L188 200L189 204H187V202L185 203V205H187V206H185L186 208L184 207L185 209L182 208L181 206H179L180 205L179 203L176 204V202H181ZM135 200H138V198L137 199L135 198ZM200 201H201V203L203 202L206 205V206H203V208L204 207H206V208H204V209L202 208V205L199 203ZM146 202H145V205L148 203V202L147 203ZM156 202H158L157 205H159V207L161 208L160 203H162V202L159 203V200H158V201H155L154 204H156ZM182 202H181V204H183ZM162 204L164 205V200H163ZM109 205H110V203H109ZM166 205H164V207H166ZM141 208H142V210H144L143 205H141ZM111 209H109V206H108V211H111ZM113 209H112V211H113ZM158 210H159V208H158ZM153 212H154V214H152ZM161 212H163V211L160 210V213L158 212L157 216H158V214L162 216ZM108 213H110V212H108ZM113 213H111V214H113ZM135 214H133L134 217H136ZM149 214H151V215L149 216ZM171 214H168V215H171ZM163 215H165V214H163ZM180 215H178V216H180ZM181 216H180V218H181ZM154 217H156V216L154 215ZM163 217H159V219L157 218L158 219L157 222L162 223V221H164L165 225H163V224H160V225L166 226V227H172L170 225H166V223H167L166 221L169 218V217H167V214L165 216V217H167L166 221H165V218H164V220L162 219ZM172 217L174 218V216H172ZM123 218H124V220H123ZM160 218L162 219V221ZM177 218L179 220V217H177ZM169 219H170V221H172L171 216ZM169 219H168V221H169ZM118 220H119V223H118ZM174 220H175V218H174ZM181 220H184V219L181 218ZM197 220L201 224V226H200L201 230L197 229L196 225L197 224L200 225L199 223H196V222H198ZM154 221H156V220H154ZM172 222H175L176 225L178 223V222L176 223V220L172 221ZM115 223L118 224L117 225L118 227L120 226L119 229L118 228L115 229V227H117L115 225ZM122 223H124L125 225L124 224L122 225ZM130 223L132 225L134 223V221L133 222L131 221ZM195 223H196V225H195ZM156 224L158 225L159 223H156ZM169 224H171V222ZM114 225H115V227H114ZM135 225L138 226V228L136 230H135V228H136ZM195 226H196V228H195ZM131 228H133V225ZM195 229H197V230H195ZM169 231H172V230H169ZM141 232L144 234H142ZM167 232L168 231L166 230L165 234H167ZM155 233H153V234H155ZM147 234H148V236H146ZM203 234H201V235L203 236ZM139 235H140V239H138L139 240L138 241L137 237ZM197 235H198V237H197ZM135 236H136V239L134 238ZM142 236L145 237V240H143V242H146V240L148 242V240H149V242L151 244H155L157 246L156 247L153 245L154 248L159 247V249H160L162 247L160 249L161 252L159 249L156 250V248L155 249L153 248L154 250H156V251H154L152 248H150L152 246L151 244L150 245L148 244V246H147L146 243L141 242L140 240H142V238H144ZM163 236H165V235H163ZM184 237L186 238V236H184ZM125 239H124V241H125ZM168 239L170 240V238H168ZM140 244H145V247L148 248V250H146V248L143 247L144 245L141 246V248H139L140 246H137V245H140ZM199 245H200V242H199ZM127 249H128V247H127ZM163 249H166L165 246ZM149 250L150 251L152 250V251L148 252ZM158 250L161 254L163 252L164 255H160ZM124 252H125V254L127 253L129 256L126 257L127 254H126V256H125V254H122ZM129 252H130V254H129ZM146 254H148V257L150 260L152 259L151 261L145 256ZM162 256H164V257H162ZM171 256H173V257H171ZM121 257H120V259H121ZM140 260L143 262H141Z\"/></svg>",
	"mask_w": 264,
	"mask_h": 264
},
{
	"label": "crops",
	"instance_id": "0c3cea01",
	"mask_svg": "<svg viewBox=\"0 0 264 264\" xmlns=\"http://www.w3.org/2000/svg\"><path fill=\"white\" fill-rule=\"evenodd\" d=\"M191 4L198 3V2H190Z\"/></svg>",
	"mask_w": 264,
	"mask_h": 264
}]
</instances>
